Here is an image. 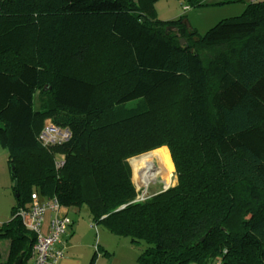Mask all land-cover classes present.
<instances>
[{
	"label": "trees",
	"instance_id": "1",
	"mask_svg": "<svg viewBox=\"0 0 264 264\" xmlns=\"http://www.w3.org/2000/svg\"><path fill=\"white\" fill-rule=\"evenodd\" d=\"M48 120L70 140L43 144ZM0 146L5 264L31 263L34 194L148 245L140 264H264V1L201 36L130 0H0ZM163 147L177 184L138 201L129 161Z\"/></svg>",
	"mask_w": 264,
	"mask_h": 264
},
{
	"label": "rangeland",
	"instance_id": "2",
	"mask_svg": "<svg viewBox=\"0 0 264 264\" xmlns=\"http://www.w3.org/2000/svg\"><path fill=\"white\" fill-rule=\"evenodd\" d=\"M130 1L135 2L139 6V8H141L143 13L151 19H155V20L157 19L162 22H169V21L178 20L181 16H184L187 22L189 23V25L193 29H195L198 32V34L204 36L211 28L215 27L222 20L238 17L242 15L245 12L247 6L252 2H259V1L263 2L264 0H204L203 2H201V4H193L190 0H130ZM187 6H189L190 9L188 11H184V8ZM163 148H167V147H163ZM146 154H142L140 156ZM8 156H9L8 151L0 146V227L11 221V217H12L11 212L13 207L16 205V198L13 193V188L15 186V183L12 181L11 178V171L8 164ZM140 156H137L135 158L137 159ZM135 158H132L131 160ZM133 182L137 192L139 193V197H141L145 192L146 188L144 187L140 188L138 184L135 183L134 176H133ZM167 183L168 185H170L169 187H173L177 184L175 166L172 176L168 181L164 182L162 179L158 178L150 183L147 190L150 195H154L166 189ZM98 231H103V228L99 227ZM96 234H98L97 231ZM111 237L117 239L116 240L117 242H115L114 244L116 249V251L114 252L117 253L115 255L117 257L116 264H140L138 262V259L148 249V245L144 243L132 244L130 239L128 238H119L114 235ZM96 240L98 244L96 242V246L94 247L93 250L94 256L99 245L98 236ZM9 241L10 240L8 238H0V251L3 249L4 252H6L5 248L9 245ZM117 248L120 249L118 252H117ZM101 251L103 252V249H101ZM191 264H195V263H191Z\"/></svg>",
	"mask_w": 264,
	"mask_h": 264
},
{
	"label": "crops",
	"instance_id": "3",
	"mask_svg": "<svg viewBox=\"0 0 264 264\" xmlns=\"http://www.w3.org/2000/svg\"><path fill=\"white\" fill-rule=\"evenodd\" d=\"M55 218L68 219L70 221V226H68L62 243L58 244L56 248L63 252V256L56 264H116L117 257L115 255L117 253L114 252L116 251L114 244L117 242V239L111 237L113 235H109L110 233L104 229L103 231H98L99 227L94 224L87 209L67 208L63 206L59 211L48 213L44 226L46 233L51 221ZM95 230L98 234H96ZM96 235L99 238V245L94 256L93 250L97 242ZM10 242L11 240L5 248L6 252L3 249L0 251V264H5L9 260ZM101 249H103V252ZM119 250L117 248V252Z\"/></svg>",
	"mask_w": 264,
	"mask_h": 264
},
{
	"label": "built area",
	"instance_id": "4",
	"mask_svg": "<svg viewBox=\"0 0 264 264\" xmlns=\"http://www.w3.org/2000/svg\"><path fill=\"white\" fill-rule=\"evenodd\" d=\"M189 9L188 6L184 8L185 11ZM71 136L72 134L68 129H61L49 121L41 133L40 140L45 145H52L67 142ZM59 166L61 163L57 164V167ZM62 207L63 205L57 199L42 202L39 200V196L34 194L30 208L20 210L18 217L23 221L26 228L35 234L37 239L30 264H56L63 256V252L57 250L56 246L62 243L70 221L55 218L51 221L47 233L44 231L47 214L59 211Z\"/></svg>",
	"mask_w": 264,
	"mask_h": 264
},
{
	"label": "bare ground",
	"instance_id": "5",
	"mask_svg": "<svg viewBox=\"0 0 264 264\" xmlns=\"http://www.w3.org/2000/svg\"><path fill=\"white\" fill-rule=\"evenodd\" d=\"M135 183L148 189L150 183L158 178L168 181L174 171L171 154L167 148H162L135 158L131 161ZM167 187L168 183L166 184Z\"/></svg>",
	"mask_w": 264,
	"mask_h": 264
},
{
	"label": "water",
	"instance_id": "6",
	"mask_svg": "<svg viewBox=\"0 0 264 264\" xmlns=\"http://www.w3.org/2000/svg\"><path fill=\"white\" fill-rule=\"evenodd\" d=\"M184 43H185V41H184V40H181V45H183ZM140 157H141V156H140ZM131 161H132V160L129 161L130 166H131ZM131 167H132V166H131ZM17 186H18V182L16 181L14 187H17ZM169 188H170V187H167V188L164 189L162 192L167 191ZM150 196H151V195L149 194L148 190H145V192L143 193V195H142L141 197L138 198V201H144V200H147V199L150 198ZM19 264H20V262H19Z\"/></svg>",
	"mask_w": 264,
	"mask_h": 264
}]
</instances>
